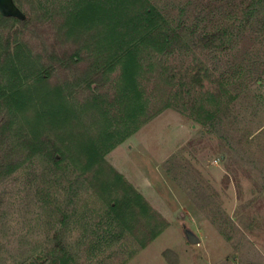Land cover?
<instances>
[{
    "label": "rangeland",
    "instance_id": "374dc122",
    "mask_svg": "<svg viewBox=\"0 0 264 264\" xmlns=\"http://www.w3.org/2000/svg\"><path fill=\"white\" fill-rule=\"evenodd\" d=\"M247 1L160 0V9L173 26L182 20L189 29L214 33L233 25ZM15 2L30 20L23 23L0 13V81L10 82L7 69L12 63L18 65L25 86L37 73L49 70V87L32 84L21 94L28 97L21 119L34 121L36 112L56 108L51 87L72 82L89 63L84 53L78 64L69 60L81 46L60 35L61 24L40 10L39 0ZM145 55L146 66L159 64L142 82L154 106L165 104L159 86L169 77L170 94L173 98L177 93L180 100L174 104L188 113L164 109L106 160L168 227L144 249L138 240L142 228L135 234L126 230L107 244L103 238L120 229L102 223L109 210L106 203L86 196L77 198L74 216L64 226L58 206L67 199L69 183L50 182L42 165L35 163L0 184L6 199L0 207V264L50 263L64 256L57 248L59 240L70 264H264V27L247 30L226 51L192 49L166 58ZM118 70L101 88L111 97ZM198 75L201 85L193 80ZM77 91L81 103L88 92ZM208 93L218 94L219 101L207 102ZM198 102L218 109L223 120L218 135L190 117ZM56 124L64 128L61 120ZM173 157L181 164L180 172L168 165ZM28 180L32 188L26 197ZM143 223L142 219L141 227ZM186 229L200 238L199 245L188 242Z\"/></svg>",
    "mask_w": 264,
    "mask_h": 264
},
{
    "label": "trees",
    "instance_id": "16d2710c",
    "mask_svg": "<svg viewBox=\"0 0 264 264\" xmlns=\"http://www.w3.org/2000/svg\"><path fill=\"white\" fill-rule=\"evenodd\" d=\"M39 7L45 15L51 14L57 25L61 24L58 29L61 36L81 46L69 60L78 64L77 58L84 53L89 65L72 82L51 87L57 96L56 108H49V113L46 110L36 112L34 121L21 119L28 99L21 94L32 84L49 87L50 72L37 73L34 82L25 86L20 81L18 65L8 66L10 82L6 85L0 81V184L19 169L35 163L42 165V173L50 182L64 179L69 183L67 199L58 206L64 226H68L69 218L74 216L71 214L76 211L79 196L83 200L85 196L98 198L109 209L102 223L108 228L120 229L119 234L109 235L103 242L107 239L108 244L123 237L126 230L135 234L142 228L143 236L138 240L140 248L144 249L168 227V223L106 160L111 151L164 109L179 108L174 104L180 103L178 94L173 98L170 94L172 78L169 77L160 79L165 104L161 108L156 106L159 109L154 106L142 82L159 64L152 62L146 66L143 56L154 54L166 58L192 49H232L247 30L261 31L264 27V0H248L241 17L233 25L214 33L189 29L182 20L173 26L161 11L160 0H39ZM9 19L23 23L30 20L29 17L25 21ZM117 69V89L111 97L101 88ZM193 80L199 85L202 83L199 75ZM80 89L88 92L81 103L77 100ZM206 98L209 103L219 101V95L214 93H208ZM205 102L193 106L190 117L206 127L211 135H218L223 131L222 117L216 113L218 109L208 107ZM57 119L61 120V126L64 125L61 130ZM169 164L175 168L173 171L182 170L176 157L170 159ZM26 184L27 197L32 183L28 180ZM5 202L0 193V207ZM62 245L59 240L57 248L64 256L53 258L47 264L71 263Z\"/></svg>",
    "mask_w": 264,
    "mask_h": 264
},
{
    "label": "water",
    "instance_id": "95a60500",
    "mask_svg": "<svg viewBox=\"0 0 264 264\" xmlns=\"http://www.w3.org/2000/svg\"><path fill=\"white\" fill-rule=\"evenodd\" d=\"M0 13L7 18L14 17L22 21L27 19L26 13L18 7L15 0H0ZM185 237L191 244L199 245L201 242L200 238L190 229L185 230Z\"/></svg>",
    "mask_w": 264,
    "mask_h": 264
}]
</instances>
